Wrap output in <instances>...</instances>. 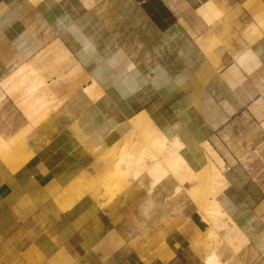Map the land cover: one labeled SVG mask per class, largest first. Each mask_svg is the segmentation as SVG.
<instances>
[{
	"label": "crops",
	"instance_id": "obj_1",
	"mask_svg": "<svg viewBox=\"0 0 264 264\" xmlns=\"http://www.w3.org/2000/svg\"><path fill=\"white\" fill-rule=\"evenodd\" d=\"M124 2L0 0V80L20 70L48 92L30 117L17 89L0 104V134L25 129L32 154L16 169L0 159V264H206L195 200L172 176L152 190L132 180L103 206L70 186L138 114L198 169L208 140L225 164L218 197L247 237L234 263L264 264V56L239 61L264 38V0Z\"/></svg>",
	"mask_w": 264,
	"mask_h": 264
},
{
	"label": "bare ground",
	"instance_id": "obj_2",
	"mask_svg": "<svg viewBox=\"0 0 264 264\" xmlns=\"http://www.w3.org/2000/svg\"><path fill=\"white\" fill-rule=\"evenodd\" d=\"M129 2L130 0L124 2L125 13ZM151 43L155 47L157 42L152 41ZM259 55L264 56V38L258 42L255 50H248L241 55L239 61L250 69L257 63ZM155 69L157 70L158 67ZM19 71H14L0 80V104L11 89H17L20 91L18 103L30 117L41 106L46 108L48 92L46 93L44 89L37 92V89H32L31 86L23 87L26 77L18 75ZM93 84L85 87L87 93L92 94ZM130 129L133 136H137L129 143L120 146L112 163L97 168L92 176L90 175L82 182L79 181L76 187L80 186L94 192L95 200L103 206L125 189L132 180L146 184L148 189L152 190L162 179L172 176L176 180L175 194L186 191L197 202L199 213L208 224L205 228L206 232L203 233L208 244L203 252L205 263L235 264L239 251L247 243V237L244 230L228 214L218 197L228 185L223 172L225 167L223 159L207 140L202 143L207 153L206 165L203 168H196L188 161L184 142L176 135L172 138L167 136L145 114L133 117ZM139 142L142 144L139 145ZM137 146H139L138 149H136ZM30 149L25 140V129L18 130L8 138L0 134V159L11 168L16 169L30 159L32 156ZM172 254V250L167 245L158 247L156 251L157 257L161 260L170 258Z\"/></svg>",
	"mask_w": 264,
	"mask_h": 264
},
{
	"label": "rangeland",
	"instance_id": "obj_3",
	"mask_svg": "<svg viewBox=\"0 0 264 264\" xmlns=\"http://www.w3.org/2000/svg\"><path fill=\"white\" fill-rule=\"evenodd\" d=\"M132 133H131V129L125 134V135H123V137L121 138V139H119L117 142H115L112 146H110L109 148H108V150H106V152H105V154H103L99 159H98V161L96 162V164H95V166H94V168L93 169H95V168H102V167H104V166H107V165H109V164H111L112 163V161H113V159L116 157V155L118 154V152H119V150H120V146H123L125 143H129L130 141H131V139L132 138H135L137 135H134L133 136V134L131 135ZM142 143L141 142H139V145H141ZM139 148V146H137L136 147V149H138ZM90 171H85V172H83V174L81 175L82 177L84 176V175H90ZM80 178V177H79ZM79 178H77L76 180H74V181H72L71 183H70V186H71V188H73L74 187V191L77 189V187H76V184L80 181V180H82V179H79ZM203 186H205V187H207V185L206 184H203ZM78 190H79V187H78ZM83 192H85V193H92V195L94 194V192H92V191H88V190H85L84 188H83ZM83 192H80L79 191V195L81 194V193H83ZM94 196V195H93ZM195 205H196V207H197V214H196V219H197V222L198 223H202V228L201 229H204V230H199V232H200V235L198 236V243L199 244H201V245H203V246H205V248L208 246V244H207V239H206V237H204V235H203V233H205L206 232V230H205V227H206V225H208L207 224V222L205 221V220H203L202 219V217H201V215H200V213H199V210H198V204H197V202L195 201Z\"/></svg>",
	"mask_w": 264,
	"mask_h": 264
}]
</instances>
